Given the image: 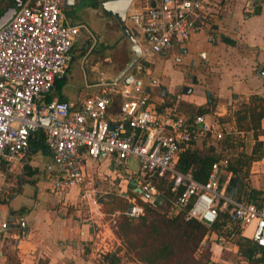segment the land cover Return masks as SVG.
Returning a JSON list of instances; mask_svg holds the SVG:
<instances>
[{
    "label": "built area",
    "instance_id": "obj_1",
    "mask_svg": "<svg viewBox=\"0 0 264 264\" xmlns=\"http://www.w3.org/2000/svg\"><path fill=\"white\" fill-rule=\"evenodd\" d=\"M205 1L140 0L138 6H128L124 20L133 25L131 33L138 43L139 55L117 78L95 81V91L71 105L54 95L56 81L66 73L78 31L83 28L88 33L86 50L93 47L96 38L83 23L65 19L61 0H23L0 26V170L14 169L26 150L29 135L41 128L51 160L48 187L55 193L75 188L89 213L101 215L100 199L107 190L96 186L85 171V162L108 157L116 174L118 167L127 172L123 176L125 187L119 188L122 194L132 179L148 196L155 197V186L141 182V177L167 174L174 194L169 212L185 207L184 218L208 225L216 219L218 210L227 209L228 220L235 225L228 238L236 231L247 233L252 242L264 246V199L259 203L242 200L232 188H225L227 178L219 180L220 162L211 164L203 182L193 177L190 166L185 171L176 166L180 152L191 140L222 135L218 115L211 110L189 116L177 108L179 94L174 100L161 94L152 100L140 77L149 56L166 55L174 44L204 23ZM262 1L244 0V14L254 13ZM128 73L132 79L124 83L122 78ZM112 98L114 110L109 108ZM45 115L47 122L39 123L38 116ZM129 158L138 162V172L127 171ZM12 192L9 182H0V198ZM127 199L123 211L126 215L143 212L133 196ZM17 226H25L22 216L17 217ZM6 227L8 222L0 218V230ZM208 232L214 240L227 239Z\"/></svg>",
    "mask_w": 264,
    "mask_h": 264
},
{
    "label": "crops",
    "instance_id": "obj_2",
    "mask_svg": "<svg viewBox=\"0 0 264 264\" xmlns=\"http://www.w3.org/2000/svg\"><path fill=\"white\" fill-rule=\"evenodd\" d=\"M139 3L140 0H134L131 6H138ZM243 3L244 0H206L204 3L206 10L204 23L192 30L183 41L174 44L169 51L170 60L173 59L174 53L186 52L181 54L182 60L192 58L194 63L200 62L197 65L198 67L201 62L204 66L203 70L201 68H189L196 75L195 82H191L195 84V87L199 86L203 91L200 93L201 96L196 98V95H189L193 92L194 87H190V91L187 93L182 91L176 93L180 95L177 101L179 110L187 113L184 110L185 107L181 106L184 103L197 105L210 99H216L213 111L215 114L220 115L226 112L227 107L233 108L236 105V101L245 100L250 93L254 92L264 96V83L260 76L256 74V69L264 62V0L261 2L257 13L248 15L243 12ZM64 17L68 22L73 23L67 14ZM125 25L131 31V28L127 24ZM108 28L109 32L113 29L111 24L108 25ZM222 36L233 39L234 44L225 42L221 39ZM139 37L137 35L138 39ZM101 38L102 35L97 37L96 48L109 49ZM86 48L87 45L84 47L82 44L76 50L74 40L70 49V60L74 53L84 55L93 50L92 48L86 50ZM201 51H204L206 55H200L199 52ZM160 57L156 56L157 59H160ZM160 60L163 61L164 59ZM100 61L102 62V60ZM164 63V69L172 67L171 64ZM182 70L181 66L176 67L175 72L179 74L178 84L184 75ZM205 71L212 75L215 74L212 73L215 71L216 74L212 78L210 76L205 81H201L199 75ZM106 72L109 73L108 71ZM97 74L96 83L100 78L107 79L112 76V74L103 76L100 70H97ZM95 81L90 83L93 84ZM205 90L209 91L208 95H206ZM194 91H197L196 88ZM166 94L168 95L169 93L165 89V92L161 95L164 96ZM175 95L172 97L173 100ZM56 97L69 101L71 105H76L83 96L71 98L68 94L63 93L61 96ZM181 102L183 104H180ZM114 107L115 98H112L109 108L114 110ZM260 122L263 127L264 116L261 117ZM222 123L220 122V125ZM230 125L234 128L233 122ZM257 137L264 144V133H258ZM252 142L253 139H251V144ZM27 157H29L28 163L37 166L39 173L32 176L34 178L33 182L28 180L32 185L31 197H27L28 202L21 201L22 203L12 206L10 202L21 188L23 179L21 177V168ZM93 161L90 159L86 160L84 168H87L88 165L90 166ZM97 161L100 162L101 166L108 165L110 171L115 172L112 169L110 158L104 157ZM48 169H51V160L48 152L42 153L37 150L29 153L28 148H26L18 161H16L13 170L6 171L4 168L0 170L3 176L2 181L9 182L13 187L12 194L6 198H0V203L5 204L7 202L8 213L16 216V219H6L0 214V218L8 221V227L0 230V264H7L5 262L7 247H2L4 240L5 242L10 241L12 249H14L11 251L16 255L18 264H105L101 261L100 255L109 248H99V246H96V240L91 243L88 242L93 239V235H97L95 231L97 223H95L93 228L88 226L87 223L79 222L74 216H63V218H59L56 215L53 216L51 210L45 208L44 199L48 197L46 194L48 189L46 187L49 185V182H47ZM116 175L120 177L117 180L120 179L125 187L123 176L125 177L127 174L123 176H120L121 174ZM236 183H239V187L236 186L237 194H239L242 180L237 179ZM248 183L251 191L254 192L253 196H263L264 161L261 162L260 159H257L250 163ZM235 185L232 186L233 191ZM54 197L55 201H61L62 203H66L67 200L68 203L73 204L76 201L79 202L75 188H71L66 192L55 193ZM18 216H22L25 219V226H17ZM105 223L103 222V224ZM104 237L103 235L100 239L102 240ZM210 238L212 237L210 236ZM115 264L143 263L121 257L120 262Z\"/></svg>",
    "mask_w": 264,
    "mask_h": 264
},
{
    "label": "trees",
    "instance_id": "obj_3",
    "mask_svg": "<svg viewBox=\"0 0 264 264\" xmlns=\"http://www.w3.org/2000/svg\"><path fill=\"white\" fill-rule=\"evenodd\" d=\"M259 11L256 6L254 13ZM222 40L234 44V40L222 36ZM64 77V76H63ZM62 77V78H63ZM180 92V91H179ZM211 97V96H210ZM188 115L203 113L213 110V99L201 104H189ZM159 108V106H157ZM264 116V96L258 93L248 94L245 100H241L233 107L230 113H223L217 116L219 121L231 119L235 131H249L253 142L248 152L239 150L235 156L230 158L222 153V150L233 146L234 135L225 131L219 138L210 135L191 140L187 147L182 150L177 160V168L185 171L189 166L195 179L203 182L213 162H220V177L227 178L225 188L229 191L235 184L234 194H237V179L242 180L240 193L237 194L242 200H251L259 203L263 196H253L254 192L248 183L249 166L253 160L259 159L264 153V145L257 137L258 133H264V126H261L260 119ZM215 140L216 144L212 141ZM218 146V148H216ZM28 152L40 150L47 153L43 143L41 128L36 129L29 135ZM29 157L22 165L21 177L33 182L32 176L39 171L37 166L28 163ZM226 162L223 164V162ZM120 171H124L118 167ZM141 182H148L155 186L156 195L153 201L139 194L129 183L125 193L119 191L118 182L111 186L114 194L106 195L105 202L100 203L102 213L112 215L114 226L119 234L125 251L132 254L133 261L143 264H207V260H200L194 256V251L199 247L203 236L208 231H213L228 238L229 232L235 229V225L228 220L227 209L218 210L216 219L210 224H205L195 218H184L185 207L174 212H169L174 194L170 191V179L167 174L162 176H142ZM13 188V187H12ZM117 188L118 191L117 192ZM134 199L143 207V212L138 216H128L123 211L128 205L127 197ZM161 207H157L158 201ZM104 204V206H103ZM102 206V207H101ZM232 240L236 244V253L239 260L235 264H264V246L255 244L248 236H243L236 231ZM119 248L107 250L101 253L100 259L105 264L119 263L121 254ZM7 264H18V259L12 251H5ZM131 260V258H129Z\"/></svg>",
    "mask_w": 264,
    "mask_h": 264
},
{
    "label": "rangeland",
    "instance_id": "obj_4",
    "mask_svg": "<svg viewBox=\"0 0 264 264\" xmlns=\"http://www.w3.org/2000/svg\"><path fill=\"white\" fill-rule=\"evenodd\" d=\"M89 1L90 0H77L75 4L66 5L64 7L65 13L71 18L73 23H83L96 39L97 37L102 35L101 40L105 41V45L109 49L103 50L101 47L96 48L95 42L92 47L93 50H90L86 54L81 55L80 53H74L64 77L56 81L54 90L55 96H61L64 93L68 94L71 98H75L84 96L87 93L95 91L97 87L91 84L90 82L96 80V77L98 76L97 70H100L101 75L103 76L107 74H113L117 67H119L123 63L126 56H130V42L125 36V34L122 32V29L120 28L117 20H115L114 16L111 13L103 11L102 7L99 5H97L95 9L87 6ZM130 7L132 6L130 5ZM109 24H111V27L113 28L111 32H109ZM124 24H127V26L132 30L133 25L128 19L124 20ZM87 34L88 33L83 28L78 31L75 37L76 50L82 44L85 47L89 43ZM168 53L160 57V59H164L163 61L157 59L155 54L149 56L148 67L151 71L149 74H140L143 83L148 84L151 99L153 100V97L155 95H159L161 89L164 87L167 90V93H169L168 95L166 94L164 98L173 97L176 93H179V91H181V87L183 84H187L191 88L194 87L193 92H191V94L189 95H196V98L200 97V93L203 91L199 86L195 87V84L190 81L187 75H183V78L178 84L179 74H177L175 71L176 67L181 66V64L170 60ZM100 60H102V62ZM164 62L171 64L173 68L171 67L170 69H164ZM99 63L101 64L99 66H96ZM191 68H194L193 65H191ZM171 69H173L174 72ZM106 71H108L109 73H107ZM212 73L216 74L215 71H213ZM215 74L212 75L209 72L205 71L204 73L199 75V79H201V81H205L207 77L211 76L212 78V76H215ZM152 79H154L156 82H152ZM195 88L197 91H194ZM215 100L216 99L213 100L214 105ZM239 101H241V99L236 101V105ZM180 104L183 103L181 102ZM181 106L185 107V111H188V109L191 108L190 105L186 103ZM232 109L233 108L231 107H227L226 113H230ZM220 122H223L222 125H220L222 126V133L225 131H229L234 135L233 146L222 150V153L228 155L230 159L234 157L236 152H238L239 150L248 152L251 146V139H253L250 132L235 131V129L232 128V125H230L231 122H233L231 121V119ZM224 123L226 124L223 125ZM212 141L216 144L215 140ZM216 148H218V146ZM259 159L261 160V162L264 161V153ZM127 167L128 172H138V162L133 158H129V160L127 161ZM48 170V173H50V169ZM85 171L87 172V174L91 175L94 183L100 190H107V193L101 198V202L105 200L106 195L110 197V194H114L115 190L111 186V184L115 181L120 182V184L118 185L119 188H124L123 182L120 181V179L117 180L120 177L116 175V172L110 171L108 165L101 166L100 162L97 161V159L94 160L90 166L88 165V167L85 168ZM116 171L121 174L120 176H123L125 174L118 168L116 169ZM37 173H39V171ZM2 179L3 176L1 174L0 182L2 181ZM50 180L51 175L47 177V182H49ZM257 182L259 183V181ZM46 188L48 189V193H46L48 197L47 199H44V204L46 209L51 210L53 216L56 215L59 218H63V216H74L77 220H79V222L87 223L88 226L93 228L95 227V223H97L95 228L96 230L94 229L97 235H93V239L88 242L91 243L93 240H96V246H99V248H109V250L119 248L118 252L121 254V257H124L127 260L129 258L133 260L132 254L130 252L125 251L122 240L114 226V222L111 221L112 215H104V213H101V215H99V213L91 214L86 210V208L80 201H76L74 204L68 203V200L66 201V203H62L61 201H55V192L52 191L49 187ZM31 190L32 185L30 184L28 179L23 177L19 193L11 200L10 204L14 206L24 201L27 203V197H31ZM117 192H119L118 188ZM148 199L153 201L155 197L148 196ZM7 205V202L5 204L0 203V214L6 217V219H16L15 215H10L8 213ZM156 206L160 208L161 202L158 201ZM103 222L106 223L103 224ZM249 229L250 226L245 229V232H248ZM103 235L105 237L101 240L100 237ZM242 235L247 236V233H243ZM232 238H227L225 241H219L218 239L214 240L210 238L208 232L203 236L199 247L194 251V256L200 258L201 261L206 259L207 264H235L239 260V256L236 253V244L232 240ZM2 247H7L8 251L14 250L12 249L9 240L7 242H5L4 240Z\"/></svg>",
    "mask_w": 264,
    "mask_h": 264
},
{
    "label": "water",
    "instance_id": "obj_5",
    "mask_svg": "<svg viewBox=\"0 0 264 264\" xmlns=\"http://www.w3.org/2000/svg\"><path fill=\"white\" fill-rule=\"evenodd\" d=\"M22 1L23 0H12V2L6 4L2 9H0V26L3 23H5L14 14L17 7L22 3ZM133 1L134 0H102L100 3L103 11H105L107 13H111L114 16L115 20H117L120 28L122 29V32L125 34V36L128 38V40L130 42L129 48H130V51L132 54V57L130 59L123 62L119 67H117V69L112 74V76H110L112 78H117L121 74V72L126 68V66L140 53V49H139L138 43L135 40L134 35L128 30V28L124 24L126 9L128 8V6L131 5V3ZM151 3H152V1H151ZM199 54L202 56L206 55L204 51L199 52ZM256 74L258 76H260L261 80L264 83V62L258 66V68L256 69ZM131 79H132L131 73L126 74L122 78L124 83H128ZM100 80H101V78H100ZM136 81H138V79H136ZM145 89L147 90L148 88L146 87ZM181 91L184 93L189 92L190 86H188L186 84L182 85ZM162 93H163V88L161 89L160 94H162ZM205 93H206V95H208L209 91L206 90ZM35 112L36 113L38 112L37 108H36ZM47 119H48V115L38 116V122L39 123L45 124L47 122ZM223 178H224V176H222V179ZM129 184L133 186L135 191L139 192L140 194H142L145 197H148V193L143 191L140 187L136 186L132 179L129 180ZM227 189H229V186H227ZM100 202H101V199H100Z\"/></svg>",
    "mask_w": 264,
    "mask_h": 264
},
{
    "label": "flooded vegetation",
    "instance_id": "obj_6",
    "mask_svg": "<svg viewBox=\"0 0 264 264\" xmlns=\"http://www.w3.org/2000/svg\"><path fill=\"white\" fill-rule=\"evenodd\" d=\"M101 1L102 0H90L88 2L87 6L95 9L97 7V5L101 6V4H100ZM10 2H12V0H0V9H2L6 4H8ZM76 2H77V0H61L60 8H61L62 13L64 15H66L64 7L66 5L75 4ZM126 12H127V9H126ZM183 53H186V52H183ZM183 53H181V52L174 53L173 56H172V58H173L172 60H173V62H177V63L181 64V68L183 69L182 72H184V75H187L189 77L190 81L195 82V80H196L195 76L196 75H195V73L190 71L189 68H191V65H193L194 69H196V68L200 69L201 68L203 70L204 69L203 68L204 67L203 63L201 62L200 66L198 67L197 65H199L200 62L194 63V61H192V58H187L185 60H182L181 59V56H182L181 54H183ZM131 57H132V54L130 53V56H126V58H125V60L123 62L127 61ZM148 64H149V60L143 64L142 73H144V74H149L150 73L151 70L149 69ZM152 82H156V81L154 79H152ZM146 85H145V88L146 87L148 88V84H146ZM159 85H160V83H159ZM163 92H165V87L163 88Z\"/></svg>",
    "mask_w": 264,
    "mask_h": 264
},
{
    "label": "bare ground",
    "instance_id": "obj_7",
    "mask_svg": "<svg viewBox=\"0 0 264 264\" xmlns=\"http://www.w3.org/2000/svg\"><path fill=\"white\" fill-rule=\"evenodd\" d=\"M140 38V37H139Z\"/></svg>",
    "mask_w": 264,
    "mask_h": 264
}]
</instances>
